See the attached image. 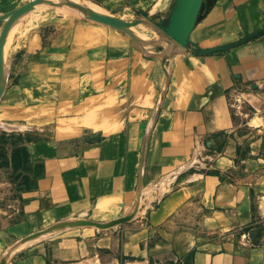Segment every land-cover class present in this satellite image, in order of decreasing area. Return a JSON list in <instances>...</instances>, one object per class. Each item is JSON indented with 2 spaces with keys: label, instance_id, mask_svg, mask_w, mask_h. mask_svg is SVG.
<instances>
[{
  "label": "crops",
  "instance_id": "crops-1",
  "mask_svg": "<svg viewBox=\"0 0 264 264\" xmlns=\"http://www.w3.org/2000/svg\"><path fill=\"white\" fill-rule=\"evenodd\" d=\"M114 2L108 0L106 6L113 7ZM130 4L162 16L173 4L176 13L180 9L179 0H130ZM205 9L189 34V41L204 49V54L176 53L164 59L162 66L131 52L122 61L125 71L123 68L115 75V84L123 75L127 81L128 109L118 127L95 129L107 139L89 146L79 158L70 157L65 161L70 165L45 159L48 178L36 181L24 205L31 216L43 217L47 210H55V215L33 218L34 229L55 216L78 212L88 200L118 198L120 187L132 194L138 183L143 188L157 187L162 193L158 197L152 191L143 193L145 201L159 204L144 221L132 225L126 251L133 257L127 264H264V0H206ZM52 73L57 71L47 68L42 79ZM102 86L97 82L96 95ZM33 89L37 101L50 104L55 98L56 106L68 102L66 96L54 95L48 87L37 85ZM235 89L251 109L245 120L232 118L230 96ZM221 133L227 135L222 136L223 146L216 152V134ZM146 135L141 168L139 152ZM115 141H121V152L113 146ZM240 146L245 154L236 164ZM78 163L88 166L85 174L75 169L49 178L51 171L64 166L72 169ZM41 195L48 200L35 198ZM42 206L48 213L33 212ZM179 207L181 215L174 217L173 211ZM108 208H96L95 219L114 216L116 210ZM21 229L14 232L21 234ZM99 240L106 246H117L113 239L95 242ZM61 247L66 245H54L55 253ZM77 247L79 253L70 248L59 258L70 264H89L81 259L84 248ZM19 249L7 264H42L36 257L18 259ZM106 264L118 263L110 258Z\"/></svg>",
  "mask_w": 264,
  "mask_h": 264
},
{
  "label": "rangeland",
  "instance_id": "rangeland-1",
  "mask_svg": "<svg viewBox=\"0 0 264 264\" xmlns=\"http://www.w3.org/2000/svg\"><path fill=\"white\" fill-rule=\"evenodd\" d=\"M29 1L31 0H0V29L13 11ZM98 1L112 18L126 23H133L143 17L148 18L166 30L172 40L182 44V53L193 51L195 55L204 54V49L189 41V34L205 14L206 0H184L186 9L183 18L188 24L183 31L176 30L173 25L175 4L162 16L152 14L150 10L136 8L130 4V0H116L113 7H107L108 0ZM105 28L111 27L73 9L44 5L27 13L12 32L6 48L7 88L3 104H0V257L22 238L60 221L108 222L119 217H132L129 222L106 230L94 227L58 228L43 238L22 246L15 255L18 259L40 258L42 264H70L61 260L60 254L63 251L69 253L70 248L77 254L79 246L85 250L80 253L81 259H87L89 264H106L110 258L118 264H127V260L133 257L126 251L127 236L132 232V225L144 221L149 211L159 204L158 201H145L147 195L143 193L152 191L156 194L155 197H158L162 193L161 190L158 191L157 187L143 188L137 183L132 194L126 193L120 187L118 198L108 196L98 202L88 200L80 205L78 212L71 211L55 216L51 222L41 224L35 229L32 227V222L35 223L33 220L46 218L50 214L53 216L55 210H47L48 213L44 206L36 207L33 209L36 214L48 213L43 217H36L31 216L24 205L26 200L30 199L27 195L35 190L36 181L48 178L49 171L46 170L45 159L63 160L67 163L65 161H69L70 157L79 158L89 146L100 144L107 139L95 129L102 126L111 131L118 127L120 119L128 109L125 75L115 84V75L117 76L123 68L125 71V63L122 65V61L133 51L143 59L157 61L162 66L170 58H166L162 64L161 59L156 57L166 52V45L162 37L156 35L146 24L136 25L133 31L143 40L153 41L152 46H147L148 50L127 33L112 28L105 31ZM119 37H126V40L121 38L117 41L116 38ZM47 68H54L57 73H52L53 75L43 80L42 78L47 76ZM162 71L166 76L163 67ZM97 82L103 85L98 95ZM37 85L40 88L48 87L54 95L63 94L67 104L56 106L55 98L50 104L44 103L43 100L37 101V97L32 96V90L34 91L33 88L36 89ZM238 93L240 90L235 89L230 96V111L234 121L245 120L251 111L245 103L246 100L237 95ZM226 135L227 133L216 134V152L221 150L222 136ZM141 140L142 147L144 137ZM112 144L117 145L121 152V141ZM141 151L142 148L139 156ZM244 154L245 151L240 146L238 155L234 158L236 164L243 159ZM71 167L72 169L66 166L62 167L63 169H52L54 171L50 172L49 178L54 179L56 175L75 169L84 173L88 168L84 163ZM35 198L48 200L46 195ZM110 206L116 210L114 216L95 219L96 208L106 209ZM181 210L180 207L174 209L173 216L180 217ZM18 227L22 228L21 234L14 232ZM106 237L113 239L114 243L117 242V246H106L100 240L95 242ZM59 244L66 245V248L61 247L55 253L53 247Z\"/></svg>",
  "mask_w": 264,
  "mask_h": 264
},
{
  "label": "water",
  "instance_id": "water-1",
  "mask_svg": "<svg viewBox=\"0 0 264 264\" xmlns=\"http://www.w3.org/2000/svg\"><path fill=\"white\" fill-rule=\"evenodd\" d=\"M86 2H90L92 4H95V5L99 6L100 8H102V10H104V8L102 6H100V4L97 1H94V0H32L29 3L24 4L23 6L19 7L18 9L13 11L8 16V19L6 20L4 26L2 27L1 33H0V97L3 93L5 85H6V80H5V43H6L7 37L10 33V30L16 24V22L20 18H22L24 15H26L27 13L32 12L36 8H38L40 6H44V5H58V6L68 7L70 9H73L76 12H79V13H81L87 17H90L92 19H95L99 22H102V23H104L110 27H115L117 29H120L121 31L127 33L132 39H134V41H136L142 47H145V45H147L148 43L144 42L140 37H138V35L133 31V28L140 23H145L147 26H149V28L151 30H153L156 33V35L161 36L163 41H165V43L167 44L165 47L166 52L162 55L163 60L172 56L173 54L184 52V48H183L182 44H180L179 42H176V40L175 41L173 40L175 42V43H173V41L167 37L168 33L166 32V30H164L161 26L155 24L154 22H150L151 20L147 21V20H142L140 18L139 20H137L131 24H126V23H123L122 21H120L118 19H114V18L110 17L107 12H98V11L92 10L91 8H89L87 6ZM179 5H180V9L178 10L177 13H176V9H175V17H174L175 20H174L173 25L175 26L176 30L183 31L185 29V26L188 24V21H186V19L183 18L184 9H186L185 8L186 7L185 1L180 0ZM180 17L183 18L184 23L179 29L178 27H176L175 22ZM146 142H147V135L144 139L142 151H141V157H140V167L141 168H142L143 161H144ZM141 170H140V173H141ZM138 194L140 195L139 192H138ZM137 210H138V206L136 207V211ZM131 219H132V217H130V218L129 217H123L121 219L113 220V221H110L108 223H98V222L89 221V220H75V221L58 223L52 227L47 228L46 230H44L42 232H38V233H35L31 236L26 237L25 239H23L20 242V244L18 245V249L22 245L29 243L32 240L37 239V238H39V237H41L47 233L49 234L50 232H52L58 228H62V227H69V228L70 227H94V228H97L100 230H106V229L112 228L116 225L127 223ZM11 255H8L4 259H2L0 264H6V262L8 261V259L10 258Z\"/></svg>",
  "mask_w": 264,
  "mask_h": 264
},
{
  "label": "bare ground",
  "instance_id": "bare-ground-1",
  "mask_svg": "<svg viewBox=\"0 0 264 264\" xmlns=\"http://www.w3.org/2000/svg\"><path fill=\"white\" fill-rule=\"evenodd\" d=\"M29 3V2H28ZM27 4V3H26ZM86 4H87V6L89 7V8H91L92 10H95V11H98V12H107L105 9V11L104 10H102V8H100L99 6H97V5H95V4H92V3H90V2H86ZM100 4V3H99ZM23 6V5H22ZM100 6H102L101 4H100ZM184 6V5H183ZM103 7V6H102ZM66 8H68V7H66ZM104 8V7H103ZM108 13V12H107ZM109 14V13H108ZM25 16V15H24ZM23 16V17H24ZM110 16V15H109ZM22 17V18H23ZM111 17V16H110ZM22 18H20L17 22H16V24L22 19ZM8 19V18H7ZM6 22V21H5ZM151 22V21H150ZM183 23H184V21H183V18L182 17H180V18H178L177 20H176V22H175V25H176V27H178L179 29H180V27L183 25ZM5 24V23H4ZM15 24V25H16ZM141 24V23H140ZM15 25L12 27V29L15 27ZM4 26V25H3ZM113 28H115V27H113ZM12 29L10 30V33H9V35H8V37H7V40H6V43H5V68H6V47H7V43H8V41H9V37H10V34H11V31H12ZM115 29H117V28H115ZM2 30V29H1ZM117 30H120V29H117ZM121 31V30H120ZM123 32V31H122ZM0 33H1V31H0ZM167 34V33H166ZM168 36V38H170L171 40H172V38L169 36V34H167ZM139 37V36H138ZM142 39V38H141ZM143 40V39H142ZM144 42H146V43H148L147 45H145V47L147 48V46H152L153 45V41L152 42H148V41H145V40H143ZM157 41V40H156ZM173 41V40H172ZM155 42V41H154ZM159 42V41H158ZM160 43H161V40H160ZM173 43H175L174 41H173ZM147 50H148V48H147ZM147 50H145V52L147 53V54H149V55H151ZM150 50V49H149ZM174 55V54H173ZM157 57L159 56V57H161L162 58V56H160V55H156ZM164 61V60H163ZM5 80H6V73H5ZM5 88H6V85H5ZM5 88H4V91H5ZM4 91H3V93H4ZM3 93H2V95H3ZM2 95H1V97H2ZM1 97H0V99H1ZM119 219H121V218H119ZM117 220V219H116ZM69 221H75V220H69ZM90 221V220H89ZM62 222H68V221H61V222H58V223H62ZM58 223H56V224H58ZM99 223V222H98ZM56 224H54V225H56ZM54 225H52V226H54ZM120 225V224H119ZM52 226H50V227H52ZM49 228V227H48ZM63 228V227H62ZM47 229V228H46ZM46 229H44V230H46ZM44 230H42V231H44ZM42 231H39V232H42ZM36 233H38V232H36ZM33 234H35V233H32V234H30V235H28V236H31V235H33ZM48 234V233H47ZM47 234H45V235H43V236H41V237H39V238H37V239H34V240H32V241H35V240H39V239H41V238H43L44 236H46ZM28 236H26V237H28ZM25 237V238H26ZM25 238H22L20 241H18L17 243H15L14 244V246L13 247H11V249H9L6 253H5V255L2 257V259H4L6 256H8V255H11L13 252H14V250L16 249H18V245L20 244V242L23 240V239H25ZM31 241V242H32ZM30 243V242H29ZM26 244H28V243H26ZM26 244H24V245H26ZM24 245H22V246H24ZM21 246V247H22ZM2 259H1V261H2ZM9 260V259H8ZM1 261H0V263H1ZM8 262V261H7ZM7 262H6V264H7Z\"/></svg>",
  "mask_w": 264,
  "mask_h": 264
}]
</instances>
